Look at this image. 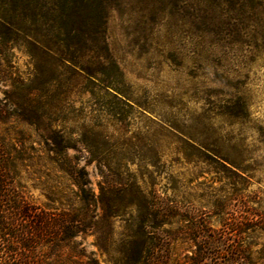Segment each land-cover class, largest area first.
Listing matches in <instances>:
<instances>
[{
  "label": "rangeland",
  "instance_id": "374dc122",
  "mask_svg": "<svg viewBox=\"0 0 264 264\" xmlns=\"http://www.w3.org/2000/svg\"><path fill=\"white\" fill-rule=\"evenodd\" d=\"M108 7L107 41L122 76L87 53L77 61L109 77L89 79L76 68L81 77L66 74L50 87L69 119L66 132L95 146L93 154L70 151L89 188L96 196L113 189L112 233L105 222L88 233L87 253L112 264L100 245L120 249L149 209L156 235L171 239L165 250L173 260L221 264L232 249L263 257L264 0H109ZM3 53L5 79L47 89L46 66L27 43ZM9 85L0 82L1 104ZM12 126V137L21 131L26 147L38 150L21 169L31 205H77L76 188L34 128L10 119Z\"/></svg>",
  "mask_w": 264,
  "mask_h": 264
},
{
  "label": "trees",
  "instance_id": "16d2710c",
  "mask_svg": "<svg viewBox=\"0 0 264 264\" xmlns=\"http://www.w3.org/2000/svg\"><path fill=\"white\" fill-rule=\"evenodd\" d=\"M108 4L109 0H0V82H10L11 88L5 93V103H0V264H101L93 253H87L83 242L88 233L99 232L102 222L112 233L111 221L117 216L116 206L108 198L112 185L100 188L98 196L89 188L88 174L79 165L81 158L71 156L70 151L93 154L95 146L83 137L73 140L72 133L66 132L69 119L62 115L59 96L50 87L66 74L81 77L76 68L89 79L96 74L109 77L106 71H92L77 61L87 53L109 64L114 76H122L107 41ZM20 41L45 64L42 86L47 89L5 79L8 70L3 52ZM10 119L34 128L49 153L48 160L76 188L77 205L61 210L31 205L22 190L21 169L35 159L32 154L38 150L26 147L21 131L15 132L19 139L11 136L15 130L7 127ZM159 226L155 211L148 209L120 249L108 248L107 240L100 248L112 264L199 263L198 256L183 259L192 263L173 260L165 250L171 239L155 233ZM223 259L221 264H258L264 256L257 259L252 253L232 249Z\"/></svg>",
  "mask_w": 264,
  "mask_h": 264
}]
</instances>
